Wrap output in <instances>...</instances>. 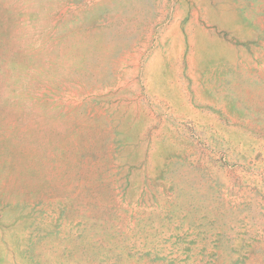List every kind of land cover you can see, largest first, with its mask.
I'll list each match as a JSON object with an SVG mask.
<instances>
[{"label":"rangeland","instance_id":"1","mask_svg":"<svg viewBox=\"0 0 264 264\" xmlns=\"http://www.w3.org/2000/svg\"><path fill=\"white\" fill-rule=\"evenodd\" d=\"M0 264H264V0H0Z\"/></svg>","mask_w":264,"mask_h":264}]
</instances>
